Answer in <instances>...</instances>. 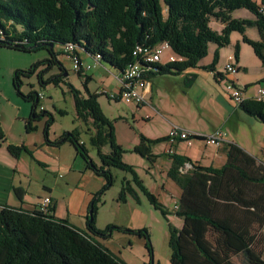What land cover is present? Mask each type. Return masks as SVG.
I'll list each match as a JSON object with an SVG mask.
<instances>
[{
    "label": "trees",
    "instance_id": "obj_1",
    "mask_svg": "<svg viewBox=\"0 0 264 264\" xmlns=\"http://www.w3.org/2000/svg\"><path fill=\"white\" fill-rule=\"evenodd\" d=\"M263 5L264 0H0V46L24 52L49 51L45 60L13 74V86L18 95L32 102L27 131L35 130L34 121L47 112H37L41 103L37 92L25 94L22 91V76L33 74L46 63L44 73L54 65L67 73L59 60V54L64 52L56 47L73 43L78 56L81 53L99 56L100 64L108 63L121 74L135 60L133 50L137 45L154 47L166 41L172 51L184 59L151 64L147 73L150 79L198 67L211 43L218 48L228 46L232 32L237 31L264 66ZM242 8L252 12L254 18L232 16L233 11ZM212 19L223 24L221 31L212 28ZM247 27H256L260 40L249 38L245 33ZM239 54L240 44L237 43V59ZM219 57V49H216L213 61L205 68L216 71ZM42 74L43 71L39 74L41 81ZM86 77L85 85L91 79ZM50 81L56 83L58 77ZM99 94L108 95L101 92L84 97L73 88L77 119L90 133V142L98 149L101 166L94 163L78 132H66L56 142L48 140L46 133L47 141L56 146L70 142L87 168L106 179L105 188L113 183L112 167L130 172L133 178L124 180L119 200L126 202L128 195L138 200L134 182L166 216L167 211L156 195L144 185L134 167L123 161L125 149L117 142L114 122L104 114L98 102ZM239 107L264 123V103L246 99ZM0 137H4L1 125ZM140 137L141 144L133 151L148 160L160 156L152 154L154 144L169 141L168 136L150 139L140 134ZM107 145L111 147L110 153L102 150ZM224 145L227 161L220 168L195 164L175 152L164 154L173 159L168 175L182 189L176 212L184 219L181 229L171 231V264H236L234 258L240 259L242 264H264V163L237 144L226 142ZM7 147L15 157L23 152L33 156V151L25 145L8 144ZM186 162L193 168L181 173L179 169ZM14 190L22 200L23 189ZM55 206L54 203L50 206L51 214L10 206L0 209V264H127L97 238H108L114 230L148 237L146 229L109 226L98 230L96 210L92 206L87 230H81L67 219L56 217Z\"/></svg>",
    "mask_w": 264,
    "mask_h": 264
},
{
    "label": "rangeland",
    "instance_id": "obj_2",
    "mask_svg": "<svg viewBox=\"0 0 264 264\" xmlns=\"http://www.w3.org/2000/svg\"><path fill=\"white\" fill-rule=\"evenodd\" d=\"M232 16L234 18H254L253 13L245 8L233 11ZM221 25L222 23L220 21L212 19V28L215 30H222L223 27H221ZM245 33L253 40H260L259 31L256 27H247ZM237 38L241 39L242 34L234 31L231 34V44L228 46L218 48L217 45L212 43L209 46L211 48L216 47L219 51L225 49L223 52L225 54L227 53V48L230 49V51H235V45L239 43L240 51H242V43L237 42ZM245 44L248 51H254L248 43ZM58 47H56V49H58ZM60 47L62 48V46ZM176 55L177 54H175L172 49H166L162 55V60L169 62L170 58ZM226 55L227 54H225V56ZM66 56L59 54V60L65 62L64 66L68 74L66 76L64 75L65 72H63L58 65H54L49 71L44 73L48 67L47 63L40 65L33 74L22 76V91L25 94L34 91L40 96L43 95L44 99L37 108V112L39 114H41L43 110L47 112L46 115L34 121L36 129L30 132L31 137L38 142L41 139H45L48 144L46 133L48 140L56 142L60 139L58 135L62 132H78L79 139L84 143L94 163L97 166H101L102 162L98 155V149L90 142V133L86 131L84 123L77 119L73 88L79 90L84 97H88L90 93L94 94L102 90L103 81H106L107 85H112V87H114L115 90L113 93H115L118 87L120 88L118 82L119 71L108 63L102 62L103 71H101V74L96 75L95 78H91L85 85L87 74L83 73L80 75L75 71L73 61L69 56H67L68 58H66ZM48 57L49 51L45 49L24 52L0 46V86L5 89L12 86V72L14 70H28L34 64ZM245 58L249 62V72L246 73L241 70V76L244 80H256L259 76L258 66L251 63V56L245 54ZM225 61L226 59L224 58V62L219 66L223 69L222 72H224ZM95 66H93V68ZM42 71L43 80L41 81L39 74ZM55 77H58L56 83L50 81ZM179 77V80L175 79L176 77H172V80L175 92L180 94L183 88L181 81H183L184 76L181 75ZM212 82L214 83L215 80L211 74L201 77L196 85L189 90L187 95L192 98L194 93H197L200 88L208 89L207 83L211 84ZM156 83L163 85V78L158 77ZM215 89H218V86H215ZM98 102L104 114L112 120L114 124L115 121H119L118 117L122 116V122L118 123V139L117 137L116 139L125 149L123 161L134 167L144 185L156 195L158 201L167 211V215L164 216L159 209H156L145 193L140 190L134 182L132 183L136 188L138 200L132 195H128L126 202L119 200L124 180H131L133 178L130 172L112 167L113 183L107 188H105L106 179L98 176L91 168H88V172L86 173L82 171L79 172V166L75 163V147L70 142H65L58 146L55 144L50 146L47 145L46 148L38 146L37 148L39 149H34L33 156L23 152L22 158L17 160V178L22 180V183L18 182L16 188L24 190L23 201L29 203L37 198L40 191L43 190V186H49L53 190L56 189V200H66L71 206V219L79 226L85 225L84 228L87 227V220L92 206L96 210L95 227L98 230H105L109 226H117L130 230L146 229L148 237L140 236L136 233L114 230L112 235L108 238L98 237L97 239L127 264H171V248L169 246L171 231L181 229L184 223L183 217L177 215L176 212V205L179 204L181 196V187L174 180H168L167 174L164 176H162L163 174H159L157 179L151 177L153 175L148 173V171H156V167H152L153 162L133 151L136 146L141 144V137L139 134L143 131L140 123H135L134 115L141 117L145 114V111H139L137 103L135 102L127 103L124 99L110 98V96L105 94H99ZM190 104L191 108L198 112L199 105L195 104L194 101L192 102V100ZM28 105L32 106V102H28ZM41 105L44 109L40 108ZM202 107L205 108L207 112H210L208 107L204 105H202ZM219 111H222V109L220 108ZM142 119L146 121L143 117ZM124 123H130L134 130L130 131V133L124 131ZM180 123L181 126L184 127L185 123L181 121ZM258 123L264 125L262 122ZM154 124L155 123L152 121L148 124L149 126L144 128L146 133L154 132L150 130ZM195 124L201 126L199 123ZM258 131L259 129H257V132ZM194 142L195 145L202 143L201 141ZM225 143L226 141L223 144ZM102 150L105 153H110L111 147L107 145L104 146ZM156 151H159V148H157ZM78 161L84 160L81 156H78ZM72 166H76V171L71 170ZM153 182H155V186L159 188L157 193H155L156 189L152 186ZM163 182H166V188H168L170 193L164 192ZM83 191L88 193L90 201H88L84 211L80 209L76 211L74 209V204H80ZM14 192L17 196L16 191ZM17 198L19 199L18 196ZM235 263L242 264L238 258H235Z\"/></svg>",
    "mask_w": 264,
    "mask_h": 264
},
{
    "label": "crops",
    "instance_id": "obj_3",
    "mask_svg": "<svg viewBox=\"0 0 264 264\" xmlns=\"http://www.w3.org/2000/svg\"><path fill=\"white\" fill-rule=\"evenodd\" d=\"M221 27H223V24ZM242 38H237V42L242 43V51H240L239 58H236L240 70L233 77V79L239 86L244 88L246 96H252L259 83L264 82V66L254 51H248V49H246V42H244ZM59 48L60 47H58V50ZM215 50L216 47L211 48L209 46V52L207 56L200 61L198 67L190 68L176 75L152 76L150 78L151 86L150 91L147 94V102L145 104H137L138 110L145 111V114L141 117L134 115V121L135 123H140V126L142 127L141 129L143 131H141L140 134H143L150 139L168 136L169 131L174 126L205 135L212 134L216 130H221L223 133H225L226 142L239 145L246 152L257 158V160L264 163V125H260V123H258L261 122L260 120L246 113L241 107H239V105L234 102L230 95L225 91L224 82L221 79L226 74V71L225 65L224 72H222L223 69L219 66L222 62H224V58L227 61L228 56L235 54V51H230V49L227 48V53H225L227 55L225 56L223 53L225 49L220 50V58L219 63L216 66V71H211L205 67L213 61ZM245 54L251 56V63H253L255 66H258L259 76L256 80H244V78L241 76V70L246 73L249 72V62L246 60ZM63 55L66 56V54ZM80 57L83 64L84 74H87L91 78H95L96 75L101 74V71H103V65L100 63L97 64L94 60V57L87 53H81ZM66 58L68 57L66 56ZM61 62L64 65L65 62ZM163 62L166 63L165 61ZM89 65L92 66L90 70L86 69ZM93 66L95 67L93 68ZM14 72L15 70L12 72V75ZM209 74L213 75L215 82H212L211 84L207 83L208 89L200 88L197 93H194L192 98L189 97L187 95L189 90L196 85L201 77ZM66 75L68 74H65V76ZM181 75L184 76V79L183 81L180 80L183 84V88L179 94L175 92L172 77H176L175 79L179 80V76ZM193 75L196 76L195 79L190 80ZM158 77L163 78V85L156 83ZM103 82V88L98 93L103 91L104 93H108V96H110L115 89L112 87V85H107L106 81ZM215 86H218V89H215ZM119 91L120 88L118 87L117 92L113 94L117 95ZM191 100L192 102L194 101L195 104L199 105L198 112L191 108ZM202 105L208 107L210 112H207L205 108L202 107ZM220 108L222 111H219ZM31 111L32 106L28 105V101H25L21 96H19L15 90L12 76V86L7 89L0 86V125L4 133V137H0V209L4 206H10L29 211L35 209L37 210L39 205L43 202V199L45 197H50L52 199V204L54 203L56 205L54 211V215L56 217L67 219L71 224L78 227L79 229L87 230V227L84 228L85 225L79 226L74 222L73 219H71V206L66 200H56V189L53 190L49 186H43V190L40 191L37 198L33 199L30 203L23 201L24 197L21 200L15 195L14 188L17 187L18 182L22 183V180L17 178V160L22 158V155L20 157H15L13 154H11L7 147L8 144H13L16 146L25 145L32 151H34V149H36L38 146H43V148H46L47 145H52L51 143L47 144L45 139H41L39 142L36 141L33 137H31V133L27 131L26 122L31 114ZM142 117L146 119V121H143ZM121 119L122 116H119V121H115L114 124L117 139L118 123L122 122ZM152 121L155 124L150 130L154 132L146 133L144 128L149 126L148 124ZM180 121L185 123L184 127L181 126ZM195 123H199L201 126H197ZM262 124L264 123L262 122ZM257 129H259L258 132ZM133 130V126H131L130 123H124V131L130 133V131ZM63 134L64 132L58 136L61 137ZM225 146L226 145L224 144L220 146L210 144L208 145L204 142L199 143L198 145H195V142H193L191 145H189L185 141H177V143L174 144L169 141L158 143L157 145L151 147L152 154L160 155L159 157H152L151 159L153 162L152 167H156V171H148V173H151V175H153L151 177L156 179L159 174H163L162 176L167 174V179L172 180L169 177L168 172L173 165V159L170 158V156L164 155L168 152H175L179 155L186 156L195 164L206 167L212 166L220 168L227 161ZM157 148H159V151H156ZM75 151V163L79 166V172H88L85 160L83 159L84 161H78V156L80 155L78 154L76 148ZM75 167L76 166H72L71 170L76 171L77 168ZM152 186L156 189L155 193H157L159 188L155 186V182H153ZM163 188L164 192L170 193L168 188H166V182H163ZM88 201H90L88 193L83 191L80 204L75 205L73 203L74 209L76 211H78V209L84 211L87 207ZM262 237L264 238V227L262 230Z\"/></svg>",
    "mask_w": 264,
    "mask_h": 264
},
{
    "label": "built area",
    "instance_id": "obj_4",
    "mask_svg": "<svg viewBox=\"0 0 264 264\" xmlns=\"http://www.w3.org/2000/svg\"><path fill=\"white\" fill-rule=\"evenodd\" d=\"M261 11L264 13V5L261 8ZM76 45L73 43H67L60 47L59 50L63 51L64 54L70 57L73 61L74 70L79 72H83V64L80 56L75 53ZM166 49H171L170 44L166 41L154 46H143L137 45L133 50V56L135 60L129 63L124 71L119 74V82H120V91L116 94H111V98H119L124 99L127 103H137V104H145L147 102L148 96L147 94L150 91V79L148 77V71H150L151 64H163L162 55ZM99 56L94 57V60L97 64H99ZM184 59L183 56L176 55L170 58L169 62L172 63L176 61H182ZM165 64V63H164ZM92 66H87L86 69H90ZM240 70L236 56L231 54L228 56L227 61L225 63V71L226 74L221 78L224 82L225 91L230 95V97L234 100L237 105H240L246 99H253L259 102L264 103V82L259 83L254 94L252 96H246L245 90L241 86L237 84V82L233 79V77ZM40 100L44 99L43 95H39ZM41 109L44 107L41 105ZM169 142L177 143V141L182 140L187 144L191 145L194 141H201L206 144H212L216 146L222 145L225 139V133L221 130H216L214 133L205 135L201 133H197L194 131L185 130L183 128L174 126L168 133ZM193 166L191 163L186 162L183 166L180 167L181 173H186ZM52 205V199L50 197H45L43 202L39 205L38 211L44 214H51L50 206ZM179 206L176 205V209L178 210Z\"/></svg>",
    "mask_w": 264,
    "mask_h": 264
},
{
    "label": "water",
    "instance_id": "obj_5",
    "mask_svg": "<svg viewBox=\"0 0 264 264\" xmlns=\"http://www.w3.org/2000/svg\"><path fill=\"white\" fill-rule=\"evenodd\" d=\"M65 74H67V73H65Z\"/></svg>",
    "mask_w": 264,
    "mask_h": 264
}]
</instances>
